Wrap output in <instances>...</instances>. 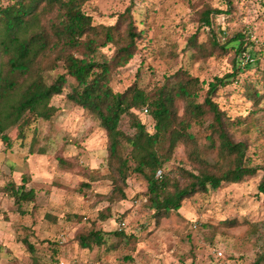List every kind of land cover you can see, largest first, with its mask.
I'll return each instance as SVG.
<instances>
[{"label": "rangeland", "instance_id": "rangeland-1", "mask_svg": "<svg viewBox=\"0 0 264 264\" xmlns=\"http://www.w3.org/2000/svg\"><path fill=\"white\" fill-rule=\"evenodd\" d=\"M206 7L223 11L212 17L221 43L235 32H246L252 41L243 55L245 70L239 81L221 89L215 100L229 117H245L254 124L258 115L242 91L244 82L263 90L264 0H89L83 10L94 24L109 25L128 8L135 28L143 34L133 58L112 74V88L122 91L135 80L151 87L179 68L206 81L231 71L232 49L205 59L189 49L193 34L197 43L207 42V28L199 20ZM99 52L109 57L113 50L104 47ZM54 64L53 58L44 61L46 69ZM67 91L66 87L51 99L55 114L36 121L24 139L16 138L15 128L10 132L11 147L0 141V264L58 260L64 264H251L264 257V193L257 190L262 171L245 181L196 193L178 210L155 221L144 206L146 183L137 174L127 179L124 198H108L112 183L105 132L66 98ZM16 98L17 94L9 97L4 106ZM139 117L149 124L146 115ZM120 128L127 134L134 132L127 115ZM249 128L248 152L264 165V134ZM200 143L206 144L202 137ZM176 167L192 169L182 144L166 164L167 170ZM23 179L26 189H34L35 198L17 207L2 187L11 181L22 184ZM101 211L109 214L104 220ZM93 222L104 232L124 228L135 240L111 247L115 240L107 237V248L81 249L76 236Z\"/></svg>", "mask_w": 264, "mask_h": 264}, {"label": "trees", "instance_id": "trees-1", "mask_svg": "<svg viewBox=\"0 0 264 264\" xmlns=\"http://www.w3.org/2000/svg\"><path fill=\"white\" fill-rule=\"evenodd\" d=\"M87 1L0 0V141L11 147L12 130L17 128L16 138L24 139L36 121L50 119L56 112L51 99L67 87L66 98L97 120L105 132L110 200L117 195L125 197L126 181L132 174L146 183L144 206L155 221L178 210L196 193L245 181L259 171L263 174L257 190L264 193V165L249 154L245 137L249 127L264 134V73L262 91L249 82L243 84L242 94L259 118L254 124L245 117H229L215 100L219 91L237 83L245 70L243 55L253 46L246 32H235L221 43L212 17L223 11L206 7L199 20L207 28V42L197 43L193 34L188 39L189 49L198 59L232 49L231 71L206 81L179 68L151 87L135 80L122 91H115L112 74L133 58L138 50L136 42L143 34L135 28L128 8L113 24H94L83 10ZM104 47L112 48L109 57L101 56L99 50ZM46 58L55 62L47 69ZM14 94L16 100L5 107ZM144 108L149 124L139 117ZM124 115L132 121V134L120 128ZM238 134L244 137L237 138ZM201 137L206 144L200 143ZM179 144L184 146L192 169L167 170L166 164ZM23 181L2 187L17 207L35 198L34 189H26L27 180ZM108 215L99 213L102 220ZM107 237L115 240L111 247L123 240H135L124 228L104 232L96 229L94 222L79 232L76 240L81 249L107 248ZM28 247L32 250L30 244ZM251 264H264V257Z\"/></svg>", "mask_w": 264, "mask_h": 264}, {"label": "built area", "instance_id": "built-area-1", "mask_svg": "<svg viewBox=\"0 0 264 264\" xmlns=\"http://www.w3.org/2000/svg\"><path fill=\"white\" fill-rule=\"evenodd\" d=\"M146 113H147V110H146V108H144L142 111H141V115H146ZM158 175L160 174V171L157 173ZM124 224L123 223H121V226H123ZM119 228H121V227H119ZM54 264H64V262L62 261V260H58V261H56Z\"/></svg>", "mask_w": 264, "mask_h": 264}]
</instances>
